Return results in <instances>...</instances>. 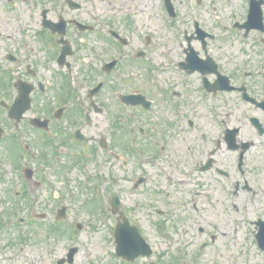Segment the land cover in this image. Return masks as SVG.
<instances>
[{"label": "flooded vegetation", "instance_id": "flooded-vegetation-1", "mask_svg": "<svg viewBox=\"0 0 264 264\" xmlns=\"http://www.w3.org/2000/svg\"><path fill=\"white\" fill-rule=\"evenodd\" d=\"M0 4L7 8L27 5L38 15L27 41L17 43L12 50L0 46V72L5 74L0 79V232L20 223L12 219L18 214L34 217L30 209L39 203L41 212L35 213L39 219H25V225L31 230L51 231L52 222L42 221L64 206L68 211L69 204L63 199H94L93 189L100 183L97 157L109 164L112 160L122 169L132 158L162 160L156 164L162 163L163 172L175 180L177 191L186 196L194 214L232 216L235 232L241 228L240 218L247 217L248 233L260 261H264L257 239L258 234L264 241V47L254 49L252 66L226 67L218 47H214L216 53L211 47L212 51L208 50L216 34L207 33L204 46L200 42L197 50L191 40L200 35L183 33L186 47L194 49L200 60L210 58L216 66V71L207 67L205 74L180 70L197 77L199 101L193 103L190 84L176 89V83L165 81L168 87L174 84L165 89L161 79L158 81L164 73L159 59L151 60L156 69L151 71L143 61V50L131 55L125 52L128 41L122 32L115 28L102 32L97 24L78 15L89 14V10L75 9L66 0L57 6L54 16L52 0H0ZM91 20L99 21V16L93 15ZM78 23L89 30L79 28ZM0 26V38H11L12 34L5 32L11 26L1 30V18ZM259 32L258 40L264 42V31ZM240 59L249 61L247 57ZM183 60L177 62L178 69ZM13 66L14 72L9 69ZM135 67L143 68L137 78L133 77ZM220 76L228 78L231 90H225ZM114 78H119L122 86L115 85ZM126 99L138 104L125 105ZM145 103L148 106H143ZM167 106L174 119L165 115ZM183 107L185 114L180 112ZM199 111H203L202 117H197ZM101 117L107 118L104 132L96 126ZM37 118L45 121L44 129L37 127ZM166 118L170 121L167 126L179 135V152L178 147L169 148L168 139L160 136ZM137 119L144 127L143 135L134 133L133 121ZM154 119L159 120V129L158 124L151 125ZM160 142L165 147L160 149ZM116 152L123 161L116 159ZM163 162L172 164L170 169ZM40 169L60 179L56 189ZM79 169L82 179L88 181L83 185L86 191L70 194L64 176L73 173L72 183L79 182ZM84 172L90 175L84 177ZM129 178L133 189L147 179L139 174ZM195 178L204 190L189 186ZM113 184L118 185L112 181L105 192L110 200L116 195ZM199 196L203 203H197ZM54 201L59 203L54 206Z\"/></svg>", "mask_w": 264, "mask_h": 264}, {"label": "rangeland", "instance_id": "rangeland-1", "mask_svg": "<svg viewBox=\"0 0 264 264\" xmlns=\"http://www.w3.org/2000/svg\"><path fill=\"white\" fill-rule=\"evenodd\" d=\"M76 1L82 2L84 9L90 12L89 14L84 12L78 14L84 17V21L97 24L99 28H102L104 22H110L117 31L122 32V35L128 41V45L125 48L127 54L131 55L138 50H143L145 52L143 61L149 64L151 71L156 70L152 66L151 60L159 59L163 61L164 53L168 54V56L169 53H173V59L183 60V50L187 48V43L181 39V32H192L194 21H197L203 30L217 34L213 44L208 45V50H211L210 47L213 49L218 47L217 53H222L225 56L223 63L226 67H237L239 59L245 56L249 59L248 64L250 66L254 64L252 57L256 47L257 36L255 34L257 32L250 30L247 39L242 40L240 32L243 30L235 28L236 24H233L235 27H231L233 18H238L240 19L238 21L241 22L246 19L248 0H199L200 3H197V0H172L177 11L172 20L165 14L161 0H155L150 10L143 9L140 13L135 10L136 2L140 0ZM61 3H63V0H52L53 16L55 15V10L58 9L57 6ZM2 6L3 4H0V18L3 19V28L1 30L11 26L10 31L5 32L12 34V36L9 39L6 37L0 38V46L8 50L16 49L17 43L27 41V38L31 37L28 33H31L35 27V22L38 19L37 11L35 14L32 13L33 9L27 5L16 8ZM68 15L72 16L73 13L68 12ZM93 15H98L99 21L91 20ZM221 24L225 25L226 28H222L224 26L222 25L221 27ZM103 31H105L104 28ZM146 35L149 36V39L145 42L142 39ZM180 42L184 43L181 47L178 45ZM199 44V40H191V45L194 49L200 50ZM162 46L167 52H162ZM168 47L172 49L168 50ZM213 52L216 53V49ZM160 65H162L164 73L163 77L158 78V81L161 79L165 89H170L174 85L168 87L165 81L176 83L174 86L176 89L180 88L183 83L190 84L191 102L197 103L199 101L196 75L187 76L180 72L177 67L166 70L165 64L160 63ZM13 67L9 69L14 72L16 67ZM142 69V67L133 68V77L137 78L136 74H141ZM45 72L46 69L43 68L41 73L44 74ZM4 77L5 74L0 72V79L3 80ZM183 77L186 78L183 79ZM113 82L117 86H122L119 78H114ZM131 90L132 88L129 87V91ZM183 91L186 90L183 89ZM184 109V107L180 108L182 114L186 113V109L185 111ZM172 114L169 106H167L165 115L173 117ZM202 116L203 111H199L197 117ZM104 119L107 120L106 117H101L100 123L96 124L98 130L102 132L106 128ZM158 121V119H154L151 125L156 127ZM169 122L168 118L163 119L161 123L163 132L160 136L168 139L169 148L178 147L179 152V135H176L169 125L167 126ZM133 125L136 128L135 123ZM159 128L160 124H158ZM150 129L154 131L156 128ZM169 134H171L170 137ZM5 152L4 148L1 157L5 155ZM110 160L108 156V161ZM159 161L162 160L142 162L137 158H132L126 168L122 169L120 164H116L112 160L109 164L104 159L102 166L99 167L100 172L103 167L102 171H104L106 183L117 182L119 195L125 207L132 211L129 213L130 216L138 219L140 230L153 250L149 259L138 258L134 260V263L117 260L114 256L113 243V227L116 215L88 212L83 210L84 207L81 203L82 200L87 201V199L77 200V198L68 197L63 199L65 203L69 204L67 217H70V221L77 218L84 223L80 231L71 238L69 236H45L42 232H40L39 236L34 230L25 225L28 220L25 223H14L15 226L11 229L8 228L5 232H0V245H3V247L0 246V264H55L58 258L65 256L70 246L78 248L73 264H146L147 261L151 260L158 264H168L173 256L181 258L182 264H260L258 252L246 240L248 234H246L245 228L240 230L242 241H236V239H233L235 235L233 231L230 232V236L229 234L223 236L221 233L222 228L231 229L232 216L222 214L201 216L194 214L190 210L191 206L186 201V196L177 191L178 185L175 180L163 172L162 163L156 164ZM163 163L168 165L167 170L170 169L169 165L172 164ZM81 171L82 169L77 171L79 173V182L76 183H72L74 179L73 173H66L64 176V180L68 181L67 191L70 194L86 191L83 185L88 181L82 179ZM40 172L41 175L45 174L47 176V181L51 182L54 188L57 186L60 181L58 177L42 169H40ZM138 174L146 176L147 179L136 189H133V181L129 177ZM197 178L190 180L189 186L204 190V186L199 183ZM107 196L110 197L109 194H106ZM197 198L198 204L204 202L202 196ZM57 203L59 201H54L53 205L55 206ZM39 204L38 207L33 204L30 209L32 216H34H30V220L38 219L35 218V213L41 212ZM73 204L76 205L75 208L72 206ZM79 207H81L80 210H78ZM158 209L161 210L160 213L162 214L158 215ZM20 215L24 217L22 213ZM16 217L17 215L12 219L14 220ZM54 220L55 213H52L47 214L46 220L42 222L47 224L49 221L53 223ZM57 222L65 227L70 226L67 221L58 220ZM157 222H165L167 230L163 234L156 228L155 224ZM17 236L24 237L22 248H17V242L15 241ZM204 241L209 242L207 246H204ZM246 246L249 249L248 251H246Z\"/></svg>", "mask_w": 264, "mask_h": 264}, {"label": "water", "instance_id": "water-1", "mask_svg": "<svg viewBox=\"0 0 264 264\" xmlns=\"http://www.w3.org/2000/svg\"><path fill=\"white\" fill-rule=\"evenodd\" d=\"M255 7L254 5L252 6L254 11ZM188 60L190 63H188L187 66H189L191 69L199 68L201 70H204L203 64L194 62L191 56ZM116 243L118 254L127 258H132L135 255L143 253L150 254L149 251L147 252L144 248H142L143 246L141 240L137 236L136 231L131 228L125 227V229H118L116 232Z\"/></svg>", "mask_w": 264, "mask_h": 264}, {"label": "bare ground", "instance_id": "bare-ground-1", "mask_svg": "<svg viewBox=\"0 0 264 264\" xmlns=\"http://www.w3.org/2000/svg\"><path fill=\"white\" fill-rule=\"evenodd\" d=\"M155 0H140L139 2H136V8L135 10L140 13L143 9L150 10L152 8L153 2ZM134 4V3H133Z\"/></svg>", "mask_w": 264, "mask_h": 264}]
</instances>
